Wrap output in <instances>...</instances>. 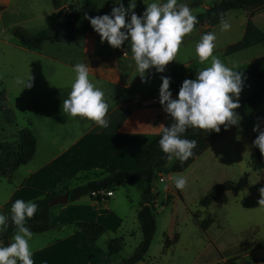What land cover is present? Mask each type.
<instances>
[{
  "label": "rangeland",
  "instance_id": "rangeland-1",
  "mask_svg": "<svg viewBox=\"0 0 264 264\" xmlns=\"http://www.w3.org/2000/svg\"><path fill=\"white\" fill-rule=\"evenodd\" d=\"M82 1L62 0L64 8L56 11L49 0H0V88L2 84V104L13 113L10 123L3 122L0 115V142L15 143L17 129L26 125L34 132L37 141L33 163L26 167L19 166L11 178L0 176V214H3L2 206L5 203L12 207L18 199V192L12 198L10 196L19 183L20 174L30 168L38 158L45 156L47 148L56 149L59 143H62L63 129L66 127L63 101L69 97L70 86L76 77L71 68L54 63L52 68L48 65V72L43 76L34 74L23 77L25 83L32 78L31 88L25 87V83H18L19 72L25 64L20 62L19 58L24 52L21 51L12 31L33 33L43 28H54L68 14L76 12ZM89 1L94 2L102 12H112L114 7L121 4L127 10L130 3H134L135 8L127 14L133 10L144 13L146 7L153 2H166ZM187 1L189 0H178V3L186 4ZM193 1H196V4L189 7L194 15L203 11V6L211 0ZM231 12L235 11H227L224 16L231 23L230 32L233 33L230 35V41H237L240 36L232 24ZM220 15L211 17L208 24L218 20ZM249 22L255 23L258 27L256 29L264 35V7L255 11ZM218 28H213L214 34L220 31ZM46 45L47 43H43L42 48ZM55 46L62 50L73 46V43H59ZM191 51L195 52L196 47L193 46ZM182 52L180 49L175 61H179L184 55L187 56L186 52ZM213 54L227 67L243 74L238 102L260 87V83L249 73V68L256 59L263 56L264 41L229 55L222 56L218 51ZM62 55L66 57V54ZM210 63L208 61L201 64L199 58H195L189 63V67L201 71L210 66ZM66 120L70 118L67 117ZM252 149L253 135L250 124L240 118L238 125L232 126L222 136L212 140L184 170L169 171L175 159L167 160L164 165L165 172L161 173L163 181L155 180L153 184L156 190L155 227L145 253L144 264H204L228 261L232 264L264 263V204L259 205L260 199L264 198V193L260 192V188H264V167L254 170L249 166ZM177 174L187 179L183 190L175 188L174 178ZM223 182H230L231 188L222 192L207 207L198 205V200L205 196L213 185ZM112 192V198L118 202L115 212L124 215L123 222L117 233L113 234L114 231L109 230L92 242L93 244L87 245L86 258L90 259V264H104L105 258L108 257L105 253L107 240L122 237L121 250L118 254L109 256V260L119 261L130 256L140 239L135 214L139 200L137 186L126 184L114 188ZM193 215H196L197 219H194ZM198 222L202 223L204 230L199 227ZM13 236L8 245L12 243ZM41 238L33 234L29 241L31 247L38 245Z\"/></svg>",
  "mask_w": 264,
  "mask_h": 264
},
{
  "label": "crops",
  "instance_id": "crops-1",
  "mask_svg": "<svg viewBox=\"0 0 264 264\" xmlns=\"http://www.w3.org/2000/svg\"><path fill=\"white\" fill-rule=\"evenodd\" d=\"M195 2L189 0L186 5H194ZM206 6L205 4L203 9ZM262 7L264 5L248 13L241 10L231 12L232 24L237 29L239 39L243 36L246 22L250 21L253 13ZM63 8L61 1V7L56 11H61ZM139 12L142 16L143 13ZM225 12L219 14L224 16ZM252 24L258 28L255 23ZM215 27H219L220 31L215 34L217 39L214 52L218 51L225 56L223 55L225 46L236 42L229 39L233 32L222 31L219 19L213 20L210 24L207 21L195 27L194 31L184 38L180 49L186 52L187 56H182L179 61H173L165 67V70L181 65L186 71L193 72L197 76L200 69L189 67V63L198 58L196 51L192 52L191 49L193 46L196 47L203 33H213ZM43 43H47L45 48H42ZM59 43H73V46L61 50L55 46ZM20 47L24 53L19 61L25 63L23 70L19 72L20 81H23V77L27 75L47 74L48 65L52 68L54 63L63 64L73 71L76 64L88 65L90 80L104 92L105 100L109 105L107 115L109 127L102 129L91 121L80 117L73 118L64 112L66 127L63 129L62 143H59L56 149L47 148L45 156L38 158L30 168H26L20 174L19 183L10 198L18 192V199H25V202H28L33 196H42L49 191L66 192L74 185L82 183L85 174L107 173L115 169H135L139 166L136 150L149 137L162 131L160 125L168 127L173 122L159 103L158 73L155 68L146 70L142 82L141 73L132 58L129 41H125L120 49H114L107 41L101 43L97 33H83L69 42H42L36 50ZM42 49L45 51L43 52ZM62 54H66V57ZM171 98L177 99L174 94ZM67 117L70 120H66ZM32 133L35 138L34 153L23 165L24 167L33 163L36 157L37 141L36 135L33 131ZM18 167L10 174V178ZM112 196L113 192L110 196L96 200L92 196L85 195L64 203L52 204L49 210L51 222L55 227L33 233L42 237L38 245L31 247L34 264H90V259L86 258V250L87 245L92 242L87 241L73 223L79 220L97 222L106 228L100 236L108 233L109 230H113V234L117 233L124 215L115 212L118 202ZM116 254L118 253L108 255L104 264L116 262L117 259L109 260V256ZM144 258L145 255L135 264H144Z\"/></svg>",
  "mask_w": 264,
  "mask_h": 264
},
{
  "label": "clouds",
  "instance_id": "clouds-1",
  "mask_svg": "<svg viewBox=\"0 0 264 264\" xmlns=\"http://www.w3.org/2000/svg\"><path fill=\"white\" fill-rule=\"evenodd\" d=\"M134 8V3H130L127 10L121 4L112 9L111 15L92 17L89 22L101 43L107 41L110 47L120 49L125 41L130 42L132 58L143 82L146 70L155 68L157 73H162L167 65L176 60L184 38L194 31L199 21L188 5L179 4L178 0H166L149 4L142 16L138 17L133 12L130 22L126 23L127 12ZM219 25L222 31L231 28V23L223 14L220 15ZM216 39V35L209 32L197 43L199 62L205 64L210 61V66L199 71L195 79H185L177 99L171 98L170 78L161 77L159 103L173 123L169 127L159 126L162 129L159 146L169 161L177 159L183 163L192 157L197 142L182 138L189 128L219 133L221 126L227 130V127L236 126L240 121L236 109L240 107L238 99L243 74L227 67L213 54ZM74 71L75 81L69 97L63 101V111L73 118L80 117L107 129L109 105L104 92L90 80L88 65L76 64ZM31 79L26 83L17 82L31 88ZM258 129L257 125L253 131ZM254 146L264 156V130L259 131ZM174 184L176 189L183 190L187 179L177 174ZM260 192L264 193V188ZM261 204H264V198L260 199ZM37 211L38 205L34 202L17 199L12 204L11 221L16 231L12 243L0 246V264H18V261L20 264H34L29 243L33 233L26 224ZM8 219V216L0 214V230L7 229Z\"/></svg>",
  "mask_w": 264,
  "mask_h": 264
},
{
  "label": "trees",
  "instance_id": "trees-1",
  "mask_svg": "<svg viewBox=\"0 0 264 264\" xmlns=\"http://www.w3.org/2000/svg\"><path fill=\"white\" fill-rule=\"evenodd\" d=\"M49 1L54 10H58L61 7L62 0ZM262 5H264V0H211L203 11L194 14L199 21L195 27L206 23L212 16L228 10H241L248 13ZM133 12L138 17L141 16L139 11L133 10L126 14V23L130 22ZM103 15H111V12H102L94 2L83 0L76 12L68 14L67 17L54 28H43L33 33L13 30L12 35L19 46L36 50L41 43L45 41L51 43L69 42L83 33L96 34L90 25L89 18ZM262 41H264V35L261 34L252 23L247 21L242 38L225 46L223 55L236 53ZM249 73L260 83V87L253 94L238 102L240 107L236 109V112L242 120L250 124L249 113L259 104L264 96V54L251 64ZM161 77L170 78L169 91L178 98V93L183 81L185 79L193 80L196 78V75L193 72L186 71L181 65L171 67L157 74L158 89H160L162 83ZM3 96L4 89L1 84L0 115L3 122L10 123L13 120V113L11 109L2 104ZM231 127L232 126L227 127V130ZM227 130H225L224 126H221L219 133H207L203 130L189 128L182 138L195 140L197 142V147L193 149V155L187 161L181 163L179 160L175 159L173 164L169 167V171L180 172L184 170L196 156L201 154L210 145L212 140L219 138ZM16 134L15 143L0 142V176L9 177L18 166L26 164L34 153L35 138L30 127L28 125L22 126L17 129ZM161 136L162 131L149 137L145 143L136 150L135 154L139 162L137 168L131 170L115 169L107 173H89L90 175L85 174V180L82 183L74 185L66 191L67 200L71 201L81 196H90L92 191H112L114 188L126 184H134L137 186L139 190V200L136 209V220L140 230V239L133 248L130 256L123 259L126 264H135L143 259L154 232L155 208L153 203L156 199V191H154L155 187L153 184L158 175L165 172L164 165L168 160L159 146ZM248 164L254 170L264 167V156L261 155L259 148L254 146V139L253 149L249 156ZM230 188V182L213 185L206 195L198 200V205L207 207L222 192ZM60 192V190L49 191L42 196H33L28 201L38 205V211L35 216L28 220L26 224L32 233L43 232L55 227L51 222L49 210L51 207L50 199ZM168 198L169 197H167V199ZM94 199L98 200L97 197H94ZM166 202L167 201H165L164 204H166ZM2 212L9 218L7 229L0 231V246L6 247L9 238L15 234L16 229L11 221V207L8 206V203L2 206ZM193 217L197 219L196 215H193ZM73 224L89 242H94L106 230L105 226L93 221L79 220L75 221ZM198 224L199 227L204 230L202 223L198 222ZM122 245L121 237L111 238L107 240L105 244V253L107 255L118 253ZM208 264H232V262H211Z\"/></svg>",
  "mask_w": 264,
  "mask_h": 264
},
{
  "label": "built area",
  "instance_id": "built-area-1",
  "mask_svg": "<svg viewBox=\"0 0 264 264\" xmlns=\"http://www.w3.org/2000/svg\"><path fill=\"white\" fill-rule=\"evenodd\" d=\"M249 120H250V127L252 131L253 139L255 141V139L259 135V131L264 130V96L262 100L259 102V104L250 111ZM257 125L259 126V129L258 131L254 132L253 128L256 127ZM156 180L159 182L163 181V177L161 173L158 175ZM111 194H112L111 190H97V191H92L90 193V196L97 197L98 199L101 200L107 196H110ZM153 206H156L155 202L153 203Z\"/></svg>",
  "mask_w": 264,
  "mask_h": 264
},
{
  "label": "water",
  "instance_id": "water-1",
  "mask_svg": "<svg viewBox=\"0 0 264 264\" xmlns=\"http://www.w3.org/2000/svg\"><path fill=\"white\" fill-rule=\"evenodd\" d=\"M67 201V192L59 193L50 199V204L64 203ZM113 264H126L124 260H119Z\"/></svg>",
  "mask_w": 264,
  "mask_h": 264
}]
</instances>
